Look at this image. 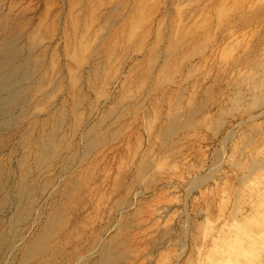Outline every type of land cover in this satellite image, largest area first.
Masks as SVG:
<instances>
[{
  "label": "rangeland",
  "instance_id": "rangeland-1",
  "mask_svg": "<svg viewBox=\"0 0 264 264\" xmlns=\"http://www.w3.org/2000/svg\"><path fill=\"white\" fill-rule=\"evenodd\" d=\"M0 264H264V0H0Z\"/></svg>",
  "mask_w": 264,
  "mask_h": 264
}]
</instances>
